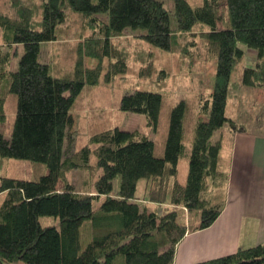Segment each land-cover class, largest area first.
<instances>
[{
    "label": "trees",
    "instance_id": "16d2710c",
    "mask_svg": "<svg viewBox=\"0 0 264 264\" xmlns=\"http://www.w3.org/2000/svg\"><path fill=\"white\" fill-rule=\"evenodd\" d=\"M9 5L0 11V45L22 46L24 52L17 69L8 71L11 55L0 46V79L5 77L7 93L17 96L16 117L7 131V96L0 94V158L41 163L46 172L40 175L43 169L34 166L36 179L0 176V264H174L176 246L187 232L210 227L225 207L229 172L222 163V136L214 135L232 121L227 106L232 74L239 65L243 86L264 89V0H173V13L163 0H42L40 28L32 26L30 7L20 0ZM69 15L89 19L100 37L92 38L87 49L80 46L73 77H57L41 60V44L62 40ZM100 15L107 21L101 24ZM226 15L230 25L223 28ZM198 25L206 28L202 36L216 73L194 123L186 183L177 176L191 105L187 99L170 111L163 156L156 155V144L147 135L118 127L93 134L88 144L64 156L76 99L87 84H99L101 60L117 58L113 36L142 29L145 41L168 53L176 51L178 33H190ZM248 50L256 54L254 65L245 64ZM86 55L99 64L86 68ZM126 70V63L117 60L108 77ZM163 104L162 93L133 89L123 94L120 109L145 114L156 128ZM76 169L100 172L95 192L74 190L67 173ZM142 179L154 182L150 203L169 202L173 208L159 214L143 204L137 196ZM185 212L196 214L193 225L183 221ZM45 216L56 223L43 225L40 218ZM86 222L93 235L83 249L81 229ZM193 264H264V242Z\"/></svg>",
    "mask_w": 264,
    "mask_h": 264
},
{
    "label": "rangeland",
    "instance_id": "374dc122",
    "mask_svg": "<svg viewBox=\"0 0 264 264\" xmlns=\"http://www.w3.org/2000/svg\"><path fill=\"white\" fill-rule=\"evenodd\" d=\"M96 1V0H94ZM193 1V0H192ZM165 6L173 13V0H163ZM10 0L0 1V11L10 8ZM20 4L30 7L32 14V26L40 28L42 20L41 4L42 0H20ZM6 8V9H4ZM71 11V10H70ZM17 12V11H16ZM80 15L78 12L73 14ZM70 16V15H69ZM31 18V17H30ZM221 26L229 27V18L226 15ZM100 23L107 21L106 15L98 17ZM89 19L70 16L63 25L59 42H44L41 44V60L51 65L54 76L68 77L75 69V63L79 56V48H88L92 38L100 37L98 28H95ZM172 26L176 28L175 18L172 16ZM206 28L196 26L190 33H178V46L175 52H163L142 38L144 31L142 29H127L121 35L111 38L112 47L116 51L117 58L104 57L101 60L103 71L100 76L99 84L96 86L86 85L84 91L74 103V112L70 120L68 135L65 142L64 156H72L83 146L89 143V139L95 133L106 129L118 127L123 130H130L145 134L154 140L156 144L155 153L157 156H163L168 135L169 117L172 107L182 99L189 100L190 109L186 114L185 122V150L178 164L177 180L180 183H186L189 172V161L192 148V138L194 136V123L201 114V105L212 92L216 62L213 54L208 49L206 40L202 32ZM4 54L10 53V64L8 71L16 70L19 59L24 49L22 46L0 45ZM18 55H14L15 51ZM256 54L252 50L246 52L245 64L254 65ZM117 60L124 61L127 66L126 73L117 74L108 77L111 63ZM100 60L90 56L84 57L86 68H95ZM239 65L232 74L230 85V96L227 106V116L232 121L226 124L222 130L214 135V139H230L229 132L232 125L239 128H249L255 134L264 133V89L249 88L243 86L240 82L242 70ZM73 77V75H71ZM146 89L160 92L164 97V104L160 114L158 126L149 125V120L145 114L123 111L120 109V101L128 90ZM0 94L7 96L6 114L8 125L5 129L9 131L12 127L17 111V96L7 93V81L5 77L0 79ZM230 158L229 148L224 145L222 156L224 154ZM96 161V157L93 158ZM94 164V163H93ZM43 169L46 172V166L41 163L31 162L29 160L15 158H0V176L14 178L36 179V169ZM100 172L90 169H76L67 173L68 179L79 193L95 192L94 183ZM175 179L172 180V184ZM120 180L116 179L115 188H119ZM154 182L142 179L138 183L137 196L143 204H147L150 210H155L159 214L173 208L169 203L154 204L150 203L148 198L152 194ZM59 188L63 187L60 182ZM4 194L0 195V202ZM98 203H96V206ZM196 214L185 212L183 221L189 225L196 222ZM43 225L56 223L54 217H41ZM93 235V229L90 222H86L81 229V244L85 249ZM10 264V263H6Z\"/></svg>",
    "mask_w": 264,
    "mask_h": 264
},
{
    "label": "crops",
    "instance_id": "0c3cea01",
    "mask_svg": "<svg viewBox=\"0 0 264 264\" xmlns=\"http://www.w3.org/2000/svg\"><path fill=\"white\" fill-rule=\"evenodd\" d=\"M231 129L222 156L229 172L225 207L208 228L187 232L177 244L174 264H193L264 242V133ZM223 149V148H222Z\"/></svg>",
    "mask_w": 264,
    "mask_h": 264
},
{
    "label": "water",
    "instance_id": "95a60500",
    "mask_svg": "<svg viewBox=\"0 0 264 264\" xmlns=\"http://www.w3.org/2000/svg\"><path fill=\"white\" fill-rule=\"evenodd\" d=\"M232 128H233V129H235V126H234V125H232Z\"/></svg>",
    "mask_w": 264,
    "mask_h": 264
}]
</instances>
